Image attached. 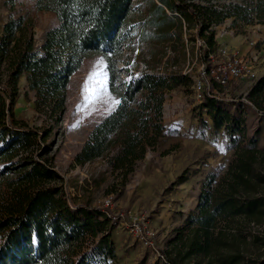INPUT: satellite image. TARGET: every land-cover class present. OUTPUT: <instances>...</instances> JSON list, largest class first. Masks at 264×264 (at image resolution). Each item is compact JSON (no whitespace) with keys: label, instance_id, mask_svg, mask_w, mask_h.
<instances>
[{"label":"trees","instance_id":"obj_1","mask_svg":"<svg viewBox=\"0 0 264 264\" xmlns=\"http://www.w3.org/2000/svg\"><path fill=\"white\" fill-rule=\"evenodd\" d=\"M134 0H36L39 11L53 12L56 23L35 37L36 21L14 13L15 0H5L11 13L0 34V264H114L118 259L116 225L101 208L78 201L65 188L64 176L48 154L49 138L62 123L71 76L91 53H103L110 69L111 90L119 97L80 152L86 164L114 148L109 159L125 184L148 150L166 136L179 135L164 122L166 93L193 79L180 71L149 70L116 76L114 59L129 40L127 28ZM142 24L145 42H172L182 28H194L202 41L207 70L210 54L218 51L216 27L264 23V0H148ZM172 46V45H171ZM121 73V71L119 72ZM211 76L203 89L201 107L211 115L214 129H224L233 158L223 174L212 171L203 183L197 208L167 238L162 254L169 264H264V146L247 138L243 108L233 109ZM34 92L35 110L49 124L34 128L15 115L20 81ZM264 78L250 91L255 100ZM168 151H165L167 153ZM182 173L173 186L185 182ZM247 229V230H246Z\"/></svg>","mask_w":264,"mask_h":264},{"label":"rangeland","instance_id":"obj_2","mask_svg":"<svg viewBox=\"0 0 264 264\" xmlns=\"http://www.w3.org/2000/svg\"><path fill=\"white\" fill-rule=\"evenodd\" d=\"M4 1L0 0V34L11 13V7ZM35 1L15 0L13 11L28 12L34 18L35 37L39 42L43 32L57 21L53 12L39 11ZM133 3L126 26L131 35L122 54L113 61L115 74L128 80L131 73L149 70L188 73L193 83L168 91L163 108L165 124L180 131L179 135L166 136L158 149L148 150L125 184L109 164L113 147L101 157L78 164L75 155L104 118L116 110L118 104L112 101H119L111 90L107 58L96 52L87 55L81 68L70 78L66 111L62 123L54 127L48 140L52 147L48 157L64 176L68 193L78 201H88L91 206L101 208L116 225L113 237L118 259L114 264H169L161 251L166 247L167 238L197 208L198 195L207 176L214 170H221L223 174L234 155L233 150L228 149L226 131L214 129L211 115L201 107L203 98L197 95L196 81L206 63L201 57L202 41L195 38V29L183 27L181 37L172 42H144L140 32L149 2L134 0ZM230 24L231 20L226 21L219 29L220 37L226 36L223 47L251 62L256 74L231 79L220 89L212 90L225 98L233 109V105L243 108L247 138L256 136L259 145L264 146V88L258 91L255 100L250 98V91L264 78V23L247 26L242 29L243 33L231 29ZM218 47L222 48L219 44ZM94 72L101 75L89 80ZM211 79L209 76L203 80V89L209 88ZM19 84L14 108L16 117L34 128L47 126L48 119L35 110L34 92L28 88L26 79L22 77ZM86 87L94 89V94L86 91ZM221 154L223 157L218 161ZM184 171L188 179L173 186ZM135 215L140 217L137 221H140V234L144 237L130 230ZM147 239L151 243H146Z\"/></svg>","mask_w":264,"mask_h":264},{"label":"built area","instance_id":"obj_3","mask_svg":"<svg viewBox=\"0 0 264 264\" xmlns=\"http://www.w3.org/2000/svg\"><path fill=\"white\" fill-rule=\"evenodd\" d=\"M210 59L213 63L211 69L207 70L206 67H203L200 72V78L196 81L197 86V95L200 98H203V87L205 85L204 81L209 75H212L213 78L224 85L231 79H239L241 77H254L256 71L252 66V63L245 60L240 54L231 52L227 47L219 48L216 54H210ZM110 200L107 199L106 203H109ZM113 219L115 217L113 216ZM140 217L135 215L132 218V225L130 230L134 232V234L138 236H142L140 233L142 231V227L140 226ZM144 237V236H142ZM146 243H151L148 239Z\"/></svg>","mask_w":264,"mask_h":264},{"label":"crops","instance_id":"obj_4","mask_svg":"<svg viewBox=\"0 0 264 264\" xmlns=\"http://www.w3.org/2000/svg\"><path fill=\"white\" fill-rule=\"evenodd\" d=\"M227 21H230V20H227ZM221 25H222V24H221ZM221 25H219V26L216 27V31L218 32V33H217V36H216V40H217V43L219 44V46H220V47H223V46H224V44H223V43H224L223 40H224V38H226V36L223 35L222 37H220V35H219L220 32H221V31L219 30ZM228 25H229V24H228ZM24 78H25V77H24ZM221 157H223L222 154L219 155V157H218V161H219V159H221ZM222 162H223V161H222ZM199 194H200V193H199ZM198 197H199V195H198Z\"/></svg>","mask_w":264,"mask_h":264},{"label":"snow or ice","instance_id":"obj_5","mask_svg":"<svg viewBox=\"0 0 264 264\" xmlns=\"http://www.w3.org/2000/svg\"><path fill=\"white\" fill-rule=\"evenodd\" d=\"M100 75H101V73H99V72H94V73H92V74L90 75L89 80H92V79H94L95 77L100 76ZM86 91H88V92L94 94V91H95V90H94V89H89V88L86 87ZM112 103H114V104H118L119 101H115V100H113Z\"/></svg>","mask_w":264,"mask_h":264}]
</instances>
